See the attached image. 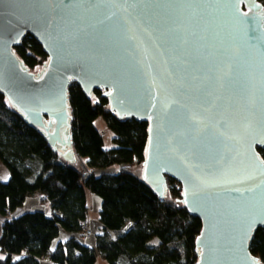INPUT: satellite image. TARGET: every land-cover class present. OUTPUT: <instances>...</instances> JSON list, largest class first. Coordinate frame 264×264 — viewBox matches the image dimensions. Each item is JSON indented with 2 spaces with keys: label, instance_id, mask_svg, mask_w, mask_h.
Listing matches in <instances>:
<instances>
[{
  "label": "water",
  "instance_id": "95a60500",
  "mask_svg": "<svg viewBox=\"0 0 264 264\" xmlns=\"http://www.w3.org/2000/svg\"><path fill=\"white\" fill-rule=\"evenodd\" d=\"M26 35L49 57L42 73L13 52ZM72 81L148 123L140 176L159 199L167 177L181 185L202 224L196 264H262L249 250L264 227L262 1L0 0V92L70 164Z\"/></svg>",
  "mask_w": 264,
  "mask_h": 264
},
{
  "label": "trees",
  "instance_id": "16d2710c",
  "mask_svg": "<svg viewBox=\"0 0 264 264\" xmlns=\"http://www.w3.org/2000/svg\"><path fill=\"white\" fill-rule=\"evenodd\" d=\"M13 52L23 67L35 74L42 73L49 60L42 45L30 35L24 36ZM105 93L94 89L87 94L75 81L68 87V134L76 166L53 151L0 92V161L9 173L8 180L0 182V215L10 216L34 196H40L51 209L50 215L29 211L3 223L0 249L5 257L0 258V264H42L44 260L49 264H94L97 255L108 264L197 263L195 239L202 224L181 203L179 182L167 177L166 195L159 199L141 176L131 171L142 166L146 157L148 123L119 118ZM97 118H102L113 134L109 150L94 125ZM257 152L264 162V149ZM112 166L119 169L96 174ZM87 190L102 201L99 220L103 231L94 235L95 247L71 239L52 250L60 229L82 234ZM249 250L264 264V227L255 230Z\"/></svg>",
  "mask_w": 264,
  "mask_h": 264
},
{
  "label": "crops",
  "instance_id": "0c3cea01",
  "mask_svg": "<svg viewBox=\"0 0 264 264\" xmlns=\"http://www.w3.org/2000/svg\"><path fill=\"white\" fill-rule=\"evenodd\" d=\"M94 125H95L96 129L100 132L101 135L103 134L104 137L109 138L110 140L113 139L112 132L110 130H108V128H107V126H106V124L102 118H97L94 122ZM103 135H102V138H103ZM104 147H105V149L109 150L113 146L109 145L108 141H106V142L104 141ZM77 162L78 161L76 160V162L74 163V164H76V166L78 164ZM8 178H9V173L4 172L0 178V182H6L8 180ZM41 200H42V198L40 196H34V197L27 198L25 200L23 206L18 208L14 212H12L10 214V216L0 215V238H1V227H2L3 223L9 219L16 218V217L20 216L21 214H23L25 212H29V211H42V212L50 215L51 209H50L49 204L46 202L42 203ZM86 203H87V208H88L86 220L89 222V226L93 232V235L89 238H84L79 234L66 232L63 229H60L58 237L56 239H54L52 244H51L52 250H55L59 243L65 244L67 241H69L71 239H75L78 242H80L82 245H85L87 247H90V248L95 247L94 235L100 234L103 231V226L99 220V212L101 209L102 201L97 196H95L94 194H92L90 191L87 190L86 191ZM4 257H5V254L1 253V249H0V258H4ZM42 264H49V261L44 260L42 262ZM94 264H108V263L101 256L97 255Z\"/></svg>",
  "mask_w": 264,
  "mask_h": 264
},
{
  "label": "rangeland",
  "instance_id": "374dc122",
  "mask_svg": "<svg viewBox=\"0 0 264 264\" xmlns=\"http://www.w3.org/2000/svg\"><path fill=\"white\" fill-rule=\"evenodd\" d=\"M102 135H103V134H102ZM103 139H104L105 142L108 141V142H109V145H112V146H113V139L110 140L109 138L104 137V135H103ZM109 140H110V141H109ZM141 168H142L141 165H136L135 167H133V168L131 169V171L134 172L137 176H140V174H141ZM118 169H119V167H117V166H112V167L108 168L107 171L110 172V173H114V172L117 171ZM4 172L8 173V169H7L6 166L0 161V178H1V176L3 175Z\"/></svg>",
  "mask_w": 264,
  "mask_h": 264
},
{
  "label": "built area",
  "instance_id": "2783aa9c",
  "mask_svg": "<svg viewBox=\"0 0 264 264\" xmlns=\"http://www.w3.org/2000/svg\"><path fill=\"white\" fill-rule=\"evenodd\" d=\"M81 227H82V234H81L82 237L89 238L93 235V232L90 229L89 222L87 220L81 223Z\"/></svg>",
  "mask_w": 264,
  "mask_h": 264
}]
</instances>
